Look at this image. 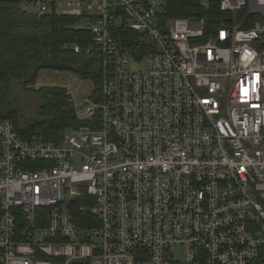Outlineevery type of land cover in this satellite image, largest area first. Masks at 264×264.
I'll use <instances>...</instances> for the list:
<instances>
[{"label":"built area","instance_id":"1","mask_svg":"<svg viewBox=\"0 0 264 264\" xmlns=\"http://www.w3.org/2000/svg\"><path fill=\"white\" fill-rule=\"evenodd\" d=\"M54 1L102 90L68 89L85 123L58 140L0 119V264H264V0H200L243 12L210 30L171 0Z\"/></svg>","mask_w":264,"mask_h":264},{"label":"trees","instance_id":"2","mask_svg":"<svg viewBox=\"0 0 264 264\" xmlns=\"http://www.w3.org/2000/svg\"><path fill=\"white\" fill-rule=\"evenodd\" d=\"M27 1L0 0V119H12L23 136L58 140L85 122L77 117L68 88L37 86L39 75L43 70L74 71L85 80H94L100 94L102 58L96 50L86 51L92 46L91 34L80 27V17L58 13L54 0L49 13L39 14L24 8ZM242 13L236 16L216 5L204 9L200 0H171L169 16H203L210 30L223 22L234 23ZM126 32L128 37L136 36L134 31ZM73 44L82 51L72 50ZM128 45L138 47L136 43ZM16 86L33 91L43 100L37 118L22 120L19 111L10 107L8 95Z\"/></svg>","mask_w":264,"mask_h":264},{"label":"rangeland","instance_id":"3","mask_svg":"<svg viewBox=\"0 0 264 264\" xmlns=\"http://www.w3.org/2000/svg\"><path fill=\"white\" fill-rule=\"evenodd\" d=\"M60 1L65 3L67 0ZM37 81V86H65L75 93L74 97L77 101L89 97L93 89L92 82L81 78L74 71L43 70ZM8 101L11 103L10 107H15L19 111L21 119L24 120L35 119L39 116V105L43 100L33 91L16 86L8 95ZM6 109L8 108L6 107ZM172 252L175 256L184 257L183 246L173 247Z\"/></svg>","mask_w":264,"mask_h":264}]
</instances>
